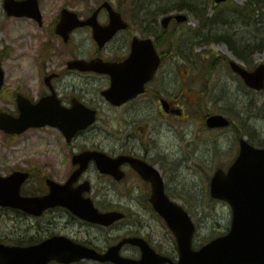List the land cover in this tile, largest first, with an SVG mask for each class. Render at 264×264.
Here are the masks:
<instances>
[{
  "label": "rangeland",
  "instance_id": "rangeland-1",
  "mask_svg": "<svg viewBox=\"0 0 264 264\" xmlns=\"http://www.w3.org/2000/svg\"><path fill=\"white\" fill-rule=\"evenodd\" d=\"M247 1L232 0L227 3L229 6L223 5L219 10L222 14L231 12L235 5L243 6ZM92 2L48 0L47 4L49 10L56 14L64 3L71 9L79 10L89 8ZM148 2L159 5L163 10L166 8L165 11L174 10L171 5L179 3L176 0ZM193 2L203 10L212 9L214 5L213 0ZM179 12L188 14L190 22L172 28L175 38L170 37V41L164 43L162 47L165 60L157 83L158 85L161 83V94L165 98L179 102L185 116L175 118L173 114L161 111L156 99L149 95L142 105V114L137 117L131 118L124 112L112 111L107 107L108 110L105 109L102 113L98 126L85 132L76 141L74 149L78 151L80 145L101 144L107 150L129 149L147 156L164 173L167 190L172 191L173 199L184 204L188 210L191 208L190 213H194L195 218H197L195 212L202 214L201 219L198 218L200 221H196L209 241L226 231L231 223L229 206L225 202L211 200L206 194L209 189V175L218 167L227 169L232 163L238 151L240 137L247 136L254 144L264 145V90L257 92L248 88L228 67L223 57H235L246 68L254 69L260 63H264V48L254 51L250 56V62L239 59L228 43L210 40L202 42L203 40L199 38L207 33V30H202L198 19L188 9ZM246 18L247 16L242 14L236 20L228 16L225 28L227 27L241 40H257L264 37V16L261 18L257 15L249 26L244 23ZM25 24L21 26L9 19L3 0H0V47L3 42L13 47L12 43L19 35L17 29H32ZM214 28L225 29L218 23ZM215 34L216 32L209 34L210 38L215 37ZM30 41L33 39L24 42ZM25 58L30 59L28 56H20L18 59L13 56L7 61V77L12 83L19 81L18 77H22L26 72L23 73L16 67L19 61L29 64L28 60H23ZM207 113H223L231 119L232 125L226 129L208 130L200 120L202 115ZM127 140L135 146L123 144ZM64 142L63 136L54 129L29 131L15 140L0 131V174L9 175L15 169L31 170L33 178L24 186L22 192L42 190L43 184L40 179L46 174H51L59 182H65L72 167L71 159L66 157ZM100 180L98 178V181ZM143 204L144 208H139L137 214H132L130 219L110 231L89 227L103 235L104 241L110 236L123 235L137 229L140 225L157 232L160 220L151 209L145 207V201ZM46 225L45 219H27L23 215L0 209V239L9 236L22 242L34 237L37 240L48 235V232L41 230ZM75 229L79 231L78 227ZM125 252L137 253L134 249Z\"/></svg>",
  "mask_w": 264,
  "mask_h": 264
},
{
  "label": "flooded vegetation",
  "instance_id": "flooded-vegetation-1",
  "mask_svg": "<svg viewBox=\"0 0 264 264\" xmlns=\"http://www.w3.org/2000/svg\"><path fill=\"white\" fill-rule=\"evenodd\" d=\"M92 1V5L87 9L72 10L78 13L79 19L82 21H90L91 18L95 26L93 24L78 26L68 36H62L57 31L61 12L64 8L70 7L64 3L58 12L53 14L49 10L48 0H38V17H9V19H12L15 23H19L21 26H25V23H27L32 29H17L19 35L13 41V47L4 42L0 47V63L5 70V78L0 85V113L18 117L21 115V102L25 103L29 100L35 104L43 97H46V103L50 111L60 112L63 115L76 114L78 111L83 113L85 111L84 106L87 107L86 110L95 111V122L83 130H78L70 140H68L65 134L67 133L66 131H62L60 128L54 126L29 129L23 134H7L2 131L5 136L12 140L24 136L29 131L54 129L59 132L65 139L63 143L65 144L64 150L66 151V157L71 159L72 167L67 180L60 183H66L72 173L78 169L79 165L75 164L74 157L85 151L105 152L116 158L124 155H133L153 164L147 156L138 154L137 151L134 152L129 149L122 151L116 149L107 150L101 144L92 146L80 145L77 148L78 151H75L76 141L85 132L98 126L97 124L102 118V113L105 112L107 107L112 111L119 110L124 112L126 116L131 118L137 117L142 114V105L149 95V97L156 99L161 111L173 114L175 118L185 116V111L182 116L176 114L181 107H179V102L172 98H166L167 110H164L162 100L165 97L161 94V83L160 85L157 83L165 60L162 47H164V43L170 41V37L175 38V34L172 33L171 28L177 22L172 20L169 25L170 28L164 30L162 20L165 14H163V11H160L158 6L152 3L149 4L148 0ZM34 12L36 14L35 10ZM148 38H151L153 41L157 55L161 60L160 65L156 68L151 80L145 82L144 90L134 97L127 98L123 102L125 99V89L120 87V92L115 94L113 99L120 100L121 103H114L105 94L107 90L112 88L113 84L121 86L130 82L138 84L142 82V78L148 73L147 65L139 71L137 67L138 63L135 61L138 54L136 55L137 51H134V47L139 48L140 56L145 58L143 53L147 51V46L143 41ZM28 39H33V41L24 42ZM13 56L17 59L20 56H28L30 59L25 58L23 60H28L30 63L27 64L23 61L16 63L18 69L22 70L23 73L26 72L22 77H18L19 81L16 80L12 83L7 77L6 64ZM132 56L134 62L129 61ZM79 60H86L88 62L94 60L98 62L99 68L103 70H82L77 65ZM129 66H132L135 70L130 71ZM63 123H66V120ZM75 124L76 122L73 121L72 125ZM123 144H128L130 147L135 146L130 140H127ZM122 169L125 172L123 178H117L112 174H103L100 172L97 163L91 160L86 170L71 186L72 188H77L84 182H90V190L85 192V196L91 198L94 205L101 211L123 212L126 215L124 219L126 221L131 218L132 214H137L139 208H144L143 202L145 200L147 202L145 207L152 209L151 205H148L152 193V185L150 182L144 180L131 164L124 163ZM24 170L30 173L29 180L24 184L25 186L33 178V173L31 170ZM98 178L101 180L98 181ZM49 179L56 180L51 174H46L40 179L43 184L42 190L37 192L29 190L22 192V194L25 196H42L47 194L49 187L46 182ZM170 192L172 191L168 192L169 195ZM206 194L210 195V192L206 191ZM225 203L230 208L232 219L231 207L227 202ZM0 209L23 215L27 219H45L47 225L41 230H44L45 233L48 232L47 236L40 237L37 240L36 237L29 238L23 242L7 236L6 239H0V244L5 242L11 245H20L22 243L23 245H28L54 235H63L68 236L82 246L95 249L98 252H105L112 245L121 242L126 236H140L145 238L158 254L169 258V261L163 264H175L180 259L178 240L164 219L159 216L160 228L157 229L158 233L154 229H145V226L140 225L137 229H132L123 235L110 236L104 241V236L93 231V228L89 226L96 227L101 231H110L121 223H124V221L111 226L93 224L82 220L63 206L49 208L39 217L30 216L18 209L8 207ZM195 214L197 218H195L194 213L191 214L196 224L192 246L194 250H200L209 241H207V237L197 222L198 218L201 219L200 215L202 214L200 213L199 215L196 212ZM130 226L132 227V225ZM75 227H78L79 231ZM229 229L230 227L226 229V232ZM129 249H134L137 253H126L125 251ZM121 250L125 256L133 258L142 256L141 249L129 243L124 244ZM52 264L63 263L54 262ZM68 264L114 263L101 262L83 257L77 262Z\"/></svg>",
  "mask_w": 264,
  "mask_h": 264
},
{
  "label": "water",
  "instance_id": "water-1",
  "mask_svg": "<svg viewBox=\"0 0 264 264\" xmlns=\"http://www.w3.org/2000/svg\"><path fill=\"white\" fill-rule=\"evenodd\" d=\"M35 0H5L4 7L9 15L16 16H37L38 12ZM222 2L225 0H216ZM33 10V11H32ZM178 20H187L186 15H177ZM169 18L165 19L167 25ZM79 24L77 15L67 9L62 11V21L58 26V32L68 36L70 31ZM150 61V55H148ZM157 63L159 60L156 61ZM78 66L84 70H103L96 62L78 61ZM234 71L239 73L252 88L261 90L264 88V64L259 65L254 71H248L243 66L232 60L230 62ZM153 71L146 80L151 77ZM4 71L0 65V85L4 80ZM120 87L125 89V96L131 94V90L136 88V84L130 82L124 86L113 84L112 88L105 92L106 96L114 103L120 104V100H114L115 94L120 92ZM128 98V97H126ZM83 113L78 111L76 114L63 115L60 112L50 111L44 97L39 103L33 104L29 100L21 102V115L13 118L0 113V128L8 133H22L31 127H42L46 125L60 126L67 132L70 139L78 130L86 128L95 121V111L86 110ZM66 123H63L65 122ZM73 121L76 122L72 125ZM206 124L210 128L226 127L230 121L220 114H214L207 118ZM95 159L102 172L119 174L122 172L118 168L113 169L116 162L119 164L129 161L142 174V176L153 183V194L150 201L154 208L166 219L169 226L177 234L181 248L183 249L181 264H243L256 262L264 264V208L254 204L246 209L243 205L235 206V219L233 228L228 236L218 238L203 248L201 252L191 251V239L194 232L188 213L177 203L170 200L165 193V187L159 171L145 162L131 158L120 157L111 158L106 154L86 152L80 155V168L72 174L71 179L61 185L53 180H48L50 193L45 196L23 197L21 187L28 179L29 173L15 171L7 177L0 176V205L19 208L23 211L39 216L47 208L57 205L70 207L78 216L92 222L109 225L116 220L123 218L121 213H100L93 207L90 199L82 197V193L89 190L88 186L83 185L82 190L77 193L72 190V183L78 179L81 172L86 168L90 159ZM264 148H256L247 140H241L240 152L235 162L230 166L228 172L218 168L212 178L211 190L216 198L232 201L234 195L228 190H242L244 197L254 198L260 196L255 191H264ZM249 214L251 216H249ZM230 237L253 238L261 241H244V244L232 240ZM125 242H131L140 246L143 250L141 260L125 258L120 254V248ZM85 249L77 246L70 240L62 237H53L40 244L31 246H7L0 245V264H49L52 260L70 263L77 261L85 256ZM186 252L188 256H186ZM260 252V253H259ZM193 253V254H192ZM156 255L148 244L141 238L125 239L119 245L112 247L105 254L92 251L87 254L91 258L101 261H112L116 264H161L164 259L157 256L159 260L153 259ZM257 254V255H256ZM256 255V257H253ZM206 256L207 259H206ZM211 258V259H210Z\"/></svg>",
  "mask_w": 264,
  "mask_h": 264
},
{
  "label": "trees",
  "instance_id": "trees-1",
  "mask_svg": "<svg viewBox=\"0 0 264 264\" xmlns=\"http://www.w3.org/2000/svg\"><path fill=\"white\" fill-rule=\"evenodd\" d=\"M181 8L186 7L193 11V14L200 21L202 27H205L210 23L211 33L216 32L215 37L209 38L210 41H222L228 43L230 49L234 54L245 61L250 62V56L254 51L262 50L264 48V37L257 38V40H241L236 37L227 27L223 30H218L214 28V25H222L223 28L227 23L223 21L220 16V12L214 11L211 17H207L206 12L199 10L198 5L193 2V0H177ZM231 13L233 19H238V16L246 15L247 18L244 20L246 26L252 24L253 19L258 15L263 18L264 16V0H248L244 6H236ZM219 18V19H218ZM221 20L223 22H221ZM224 61L228 60L226 57H223Z\"/></svg>",
  "mask_w": 264,
  "mask_h": 264
}]
</instances>
